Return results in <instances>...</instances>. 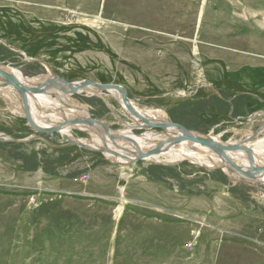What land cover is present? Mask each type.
I'll return each instance as SVG.
<instances>
[{
  "label": "rangeland",
  "instance_id": "374dc122",
  "mask_svg": "<svg viewBox=\"0 0 264 264\" xmlns=\"http://www.w3.org/2000/svg\"><path fill=\"white\" fill-rule=\"evenodd\" d=\"M0 64L118 84L225 144L264 138V0H0ZM68 99L110 131L132 123L109 92ZM25 117L0 94V264H264V185L188 160L120 164ZM46 185L65 192L47 201Z\"/></svg>",
  "mask_w": 264,
  "mask_h": 264
},
{
  "label": "bare ground",
  "instance_id": "6f19581e",
  "mask_svg": "<svg viewBox=\"0 0 264 264\" xmlns=\"http://www.w3.org/2000/svg\"><path fill=\"white\" fill-rule=\"evenodd\" d=\"M24 55L26 56L25 53ZM0 69L13 76L17 81L26 87H34L36 85L46 83L51 78V75L50 77L40 75L34 78H28L21 75L15 69L3 66L1 64ZM85 80L70 83L80 84ZM54 82L58 83V85L63 84L62 80L59 82ZM93 82L96 84H102L95 81ZM82 91H86L87 93L91 94H99V92H102L96 87L88 85L79 87L75 93ZM106 92L114 95L123 111L129 116L130 120H132V123L126 125L123 129L115 131H110L106 127L104 129L102 127L104 126V122H100L98 120L95 121V119L90 124L68 123L67 121L71 119L84 120L89 118L86 108L80 105L76 106L75 102L68 99V93L63 92V90L59 89V87L46 86L39 93H26L24 95L19 93L15 85L6 84L4 76L0 74V94L2 96L8 97V100H11V98L15 97L16 101H18V106L21 109V113L23 114L24 111V115L26 116L25 118H27L31 125L37 130H47L48 133L57 132L62 136H66L67 141L73 144L75 143L78 146L79 144H83L89 145L93 148H108L110 153L103 154L112 161L120 164H126L128 163V160L135 159L138 155L140 156L141 154L159 147L156 153L147 155L142 159L152 160L156 163L167 164L188 160V162L192 161L194 163L204 164L207 167H212L214 169L215 167L219 166L225 173H227L228 176L234 180H240L243 177L246 182H257L264 185V172L256 173L252 171V168H261L264 166V138L255 142L250 140L246 142L245 146L248 147L249 152L251 153L252 163L249 162L247 153L245 151L235 150L232 152H227L229 160L234 165L238 166L241 171H245L247 173L250 172L252 176L246 177L240 172L230 173L227 171V168L222 162L221 158L211 149L190 140H182L177 143H173V140L176 137L181 136V133L173 130L172 128L160 129L161 131H158V128H146L147 131L142 133V135H131L132 130L135 128L145 129L143 128L145 123L138 119L136 115L128 109L126 104L122 101L120 93L112 90ZM53 96H55V98H53ZM56 102L62 103V105H66L68 108L64 110L59 108V105L55 109L54 105H51L50 107H53V110H49V108H47L49 103ZM128 103L144 117H147V119H149L151 122H170L165 113L160 110H143L133 104L129 98ZM39 107H41L40 110H38ZM74 129L86 132L89 135V138L74 137L71 133V131ZM192 133L198 137L205 136L204 134L195 131H192ZM251 135L252 134H249L248 136ZM207 136L216 142L223 143L216 137L210 135Z\"/></svg>",
  "mask_w": 264,
  "mask_h": 264
},
{
  "label": "water",
  "instance_id": "95a60500",
  "mask_svg": "<svg viewBox=\"0 0 264 264\" xmlns=\"http://www.w3.org/2000/svg\"><path fill=\"white\" fill-rule=\"evenodd\" d=\"M51 73V78L48 82L40 84V85H36L34 87H26L25 85L21 84L19 81H17L13 76H11L10 74L6 73L5 71H3L2 69H0V74L4 76L5 78V83L8 85H15L17 90L19 91V93L21 94H26V93H39L41 92L46 86H55V87H59V89L63 90V92H66L68 94H72L75 93V91L82 86H94L96 87L98 90L100 91H117L118 93L121 94V98L122 101L126 104V106L128 107V109L133 112V114L136 115V117L138 119H140L143 123H145V126H143V128H158V129H167V128H172L173 130L181 133V136L176 137L173 140V143H177L179 141L182 140H190L192 142H196L200 145H203L209 149H211L213 152H215L222 160V162L225 164L227 171L230 173H242L244 176L246 177H250L252 176V174L250 172H245V171H241V169L234 165L230 160L229 157L227 155V152H232V151H237V150H242L245 151L247 153L248 156V160L250 163H252V156L251 153L249 152V149L247 146L244 145V143H246L249 139H251V137L245 139L242 142H238L235 144H223V143H219L216 142L215 140H213L212 138L208 137L207 135H205L204 137H198L195 136L191 130L186 129L185 127L173 123V122H163V123H155V122H151L149 119H147V117H144L142 114H140L137 110H135L129 103H128V98L127 95L125 93V90L122 86L118 85V84H112V83H107V84H96L91 80H85L80 84H72L70 82L65 81L62 78H59L57 76H55L53 74V72L51 70H49ZM60 80L63 81V84L58 85V83ZM27 119V118H26ZM28 120V119H27ZM68 123H84V124H90L93 122L92 118H88V119H84V120H79V119H71L69 121H67ZM30 124V123H29ZM105 129V126H102ZM40 132H48L47 130H38ZM254 134V133H253ZM117 138V137H116ZM79 144V143H77ZM69 145H76L75 143H71L69 142ZM78 146V145H77ZM80 147H82L83 149H86L88 151H94V152H100V153H110V150H108V148H93L89 145H83V144H79ZM159 147H156L155 149H152L144 154H141L140 156L138 155L137 158L135 159H130L128 160L129 163H134L137 160L142 159L143 157L156 153L158 151ZM215 168H221V167H215ZM222 169V168H221ZM252 171L258 173V172H264V166L261 168H252ZM236 181H241V182H246L244 180V178L242 177V179L240 180H236Z\"/></svg>",
  "mask_w": 264,
  "mask_h": 264
},
{
  "label": "crops",
  "instance_id": "0c3cea01",
  "mask_svg": "<svg viewBox=\"0 0 264 264\" xmlns=\"http://www.w3.org/2000/svg\"><path fill=\"white\" fill-rule=\"evenodd\" d=\"M107 177H108V176H107ZM42 181L46 183L45 180H42ZM48 181H53V180H48ZM130 181H131V180L128 179V181H127L126 184H125V188L128 187ZM53 182H55V180H54ZM46 186H47V187H45V188H43V187L38 188V190H37L36 193H43L42 191H44L45 193H44L43 195H45L47 201L49 200V196H48L49 194L47 195L46 193H63V192H65V190H62V189H59V190H58V189H57V190H50V189L48 188V185H46ZM153 186H154V187H151V188H154V189L156 190L155 185H153ZM125 188H124V190H125ZM145 188H146V184L143 182L141 188H138L139 190L137 191V193H143V194H145V193H146ZM155 190H154V191H155ZM119 191H120V190H119ZM74 193H75V192H74ZM112 193H115V192H112ZM116 193H117V191H116ZM35 196H36V195H35ZM40 198H41V197H40ZM36 200H37V199H36ZM36 203H37V201H36Z\"/></svg>",
  "mask_w": 264,
  "mask_h": 264
}]
</instances>
